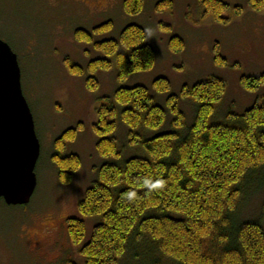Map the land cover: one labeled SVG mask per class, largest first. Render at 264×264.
Segmentation results:
<instances>
[{
	"label": "trees",
	"instance_id": "obj_1",
	"mask_svg": "<svg viewBox=\"0 0 264 264\" xmlns=\"http://www.w3.org/2000/svg\"><path fill=\"white\" fill-rule=\"evenodd\" d=\"M203 14L227 23L223 15L228 5L222 0H198ZM252 8L264 7V0H248ZM144 0H123L126 14L142 11ZM173 0H160L156 9L172 8ZM241 8H236L237 13ZM112 27L107 21L93 32L77 29L78 40L92 42L95 34ZM102 57L86 67L89 90L98 88L94 73L108 70L114 63L117 78L125 80L134 73L150 70L155 51L146 42V32L128 24L118 38L93 43ZM169 49L180 52L184 40L177 35ZM215 62L225 64L215 47ZM70 72L84 69L68 62ZM244 89L253 91L264 83V74L242 76ZM155 94L167 93L166 107L156 103L150 89L143 85L118 87L112 96H103L97 108L94 130L96 151L105 161L97 177L77 203L81 216H97L89 240L79 252L84 264H126L140 254L141 264H264V199L261 216L240 219V209L260 181L264 187V97L242 113L229 111L222 120L209 122L226 92L225 81L210 76L193 85H183L179 96L170 93V82L158 77L152 83ZM195 104L191 125L179 108V99ZM172 115L171 130L152 137L146 130L160 128L167 112ZM118 117L128 127V142L144 151L143 156L122 159L115 130ZM82 129L79 123L55 139L50 160L57 166L58 179L68 183L80 169L77 153L62 154L66 143ZM260 184L258 183V187ZM72 243L79 244L85 234L80 217L66 220ZM68 264H77L69 261Z\"/></svg>",
	"mask_w": 264,
	"mask_h": 264
},
{
	"label": "rangeland",
	"instance_id": "obj_2",
	"mask_svg": "<svg viewBox=\"0 0 264 264\" xmlns=\"http://www.w3.org/2000/svg\"><path fill=\"white\" fill-rule=\"evenodd\" d=\"M159 1L144 0L140 13L128 15L123 0H0V39L17 55L23 95L41 146L35 167L37 186L30 202L8 206L0 201V264H84L79 248L89 240L99 217L81 216L77 203L105 161L96 151L98 136L94 130L103 96H112L118 87L143 85L154 94L157 104L166 107L168 94H155L152 89L156 78H167L170 93L179 96L183 85L218 76L225 81L226 92L209 122L222 120L229 111L242 113L264 97V83L253 91L240 83L242 76L264 74V7L254 9L248 0H222L228 5L223 15L229 21L221 23L212 14H203L198 0H173L172 8L158 11ZM107 21L112 27L95 34L92 42L75 37L77 29L92 33L95 26ZM128 24L144 28L146 42L155 51L153 67L119 80L111 58L110 69L94 73L98 88L89 90L86 67L92 59L103 56L93 43L118 38ZM174 35L184 40L180 52L169 49V39ZM215 47L225 64L215 62ZM66 59L82 67L84 74L70 72ZM178 104L186 125H191L195 104L183 98ZM171 118L168 111L163 125L146 130L144 135L152 137L171 130ZM79 123L82 129L66 143L62 154L77 153L81 167L63 184L50 156L55 139ZM114 134L122 159L144 155L140 147L129 144L128 127L119 117ZM258 183L243 200L240 219L260 218L264 187ZM73 216L85 221V234L79 244L72 243L67 232L66 220ZM262 223L264 226V219ZM141 260L140 254L134 255L126 264H141Z\"/></svg>",
	"mask_w": 264,
	"mask_h": 264
},
{
	"label": "water",
	"instance_id": "obj_3",
	"mask_svg": "<svg viewBox=\"0 0 264 264\" xmlns=\"http://www.w3.org/2000/svg\"><path fill=\"white\" fill-rule=\"evenodd\" d=\"M40 142L23 95L17 55L0 40V201L26 205L37 186Z\"/></svg>",
	"mask_w": 264,
	"mask_h": 264
},
{
	"label": "flooded vegetation",
	"instance_id": "obj_4",
	"mask_svg": "<svg viewBox=\"0 0 264 264\" xmlns=\"http://www.w3.org/2000/svg\"><path fill=\"white\" fill-rule=\"evenodd\" d=\"M1 40V39H0Z\"/></svg>",
	"mask_w": 264,
	"mask_h": 264
}]
</instances>
